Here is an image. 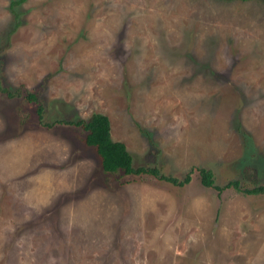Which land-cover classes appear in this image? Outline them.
<instances>
[{"label": "rangeland", "instance_id": "374dc122", "mask_svg": "<svg viewBox=\"0 0 264 264\" xmlns=\"http://www.w3.org/2000/svg\"><path fill=\"white\" fill-rule=\"evenodd\" d=\"M13 1L0 0V81L22 95L0 91V264L94 263L70 228L76 206L91 196L126 217L129 194L147 197L138 213L162 262L264 264V194L225 187L264 184V0ZM26 92L44 121L108 115L135 166L190 182L86 188L100 166L82 131L40 124Z\"/></svg>", "mask_w": 264, "mask_h": 264}, {"label": "trees", "instance_id": "16d2710c", "mask_svg": "<svg viewBox=\"0 0 264 264\" xmlns=\"http://www.w3.org/2000/svg\"><path fill=\"white\" fill-rule=\"evenodd\" d=\"M25 0H15L12 6H18ZM250 1V0H241ZM15 12V11H14ZM16 16L18 13H16ZM0 91L8 93L9 97L16 95L21 96L22 93L17 91H9L7 88H3L0 81ZM24 98L27 101L35 103L37 119L40 124L45 125L47 128H51L56 124H67L82 131V143L86 149H92L96 154L100 166V170H97L95 176L87 182L86 188H90L94 179L97 181H108V184L112 185L113 182L117 183H131L136 178L149 174L159 179L165 180L177 186H183L190 182V172L180 179L173 175H166L162 173L159 166H135L134 158L127 148L125 142L121 140H114L111 133V121L108 115L101 112L93 113L89 119H64L56 118L51 121H44L45 117V105L39 99L38 95L34 92H26ZM201 183L208 187L214 188L221 193L225 187H234L239 192L251 195V194H264V184L256 185L252 188H242L238 180L229 181L225 187L217 185L215 183L213 171L204 167L198 168ZM60 200H63L61 198Z\"/></svg>", "mask_w": 264, "mask_h": 264}, {"label": "crops", "instance_id": "0c3cea01", "mask_svg": "<svg viewBox=\"0 0 264 264\" xmlns=\"http://www.w3.org/2000/svg\"><path fill=\"white\" fill-rule=\"evenodd\" d=\"M128 196L131 207L126 217H119L114 210L109 211L113 208H96V204L91 202L93 199L91 196L76 206L74 211L75 222L71 224L70 228L76 232L78 247L85 251L87 249L89 251H97L95 262L92 263L93 260L92 262L87 261L85 262L86 264H109L110 262L106 258L111 255L113 259V256L116 255V250L119 253L118 247L122 249V254L123 250L125 251L121 257V261L124 264H151V260L148 257L157 254L159 260H154L155 264H163L164 262L166 264L169 262L164 258L165 261L163 260L162 262L164 253L160 241L154 239L156 231H152L153 236L149 238L147 234L151 232L153 226L144 224L140 213H138L137 200L147 199V197H137L136 194H129ZM95 215L100 218L102 216V218L96 220L94 217L92 222H90L89 218ZM155 238L158 240L157 236ZM133 248L140 250L138 254L136 252L139 259L135 263L131 262V259L135 257L132 252ZM153 249L154 251H152ZM157 249H161L159 253H155ZM125 255L126 258H124ZM121 258L117 261L114 259V264H118Z\"/></svg>", "mask_w": 264, "mask_h": 264}]
</instances>
